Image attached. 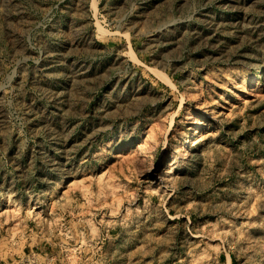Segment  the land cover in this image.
Listing matches in <instances>:
<instances>
[{"label": "rangeland", "instance_id": "1", "mask_svg": "<svg viewBox=\"0 0 264 264\" xmlns=\"http://www.w3.org/2000/svg\"><path fill=\"white\" fill-rule=\"evenodd\" d=\"M0 264H264V0H0Z\"/></svg>", "mask_w": 264, "mask_h": 264}, {"label": "bare ground", "instance_id": "2", "mask_svg": "<svg viewBox=\"0 0 264 264\" xmlns=\"http://www.w3.org/2000/svg\"><path fill=\"white\" fill-rule=\"evenodd\" d=\"M195 129V132L198 130V126H196V127H194ZM186 134H187V136H189L190 134H189V132L188 131H186ZM187 150V146H186V143H185V147H184V151H186ZM185 154V153H184Z\"/></svg>", "mask_w": 264, "mask_h": 264}]
</instances>
